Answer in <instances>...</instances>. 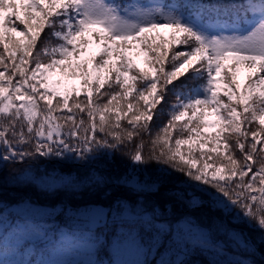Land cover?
Here are the masks:
<instances>
[{
    "label": "snow or ice",
    "instance_id": "snow-or-ice-1",
    "mask_svg": "<svg viewBox=\"0 0 264 264\" xmlns=\"http://www.w3.org/2000/svg\"><path fill=\"white\" fill-rule=\"evenodd\" d=\"M169 93L175 102L157 110ZM157 115L168 120L153 135ZM121 146L138 167L167 166L155 190L168 169L182 173L232 223L259 229L256 242L228 230L238 247L264 246V0H0V162L87 161ZM190 195L191 207L203 206ZM136 217L117 248L140 246L137 225L154 229L153 239L171 234ZM178 227L199 230L191 220Z\"/></svg>",
    "mask_w": 264,
    "mask_h": 264
},
{
    "label": "trees",
    "instance_id": "trees-1",
    "mask_svg": "<svg viewBox=\"0 0 264 264\" xmlns=\"http://www.w3.org/2000/svg\"><path fill=\"white\" fill-rule=\"evenodd\" d=\"M174 0H171L173 3ZM196 3L197 0H190ZM203 3L213 2V0H201ZM47 31V30H46ZM44 34H42L43 38ZM55 44L57 41H51ZM184 78L182 77L181 80ZM180 84V80L174 82ZM171 87V86H169ZM175 102V96L171 93L166 97L165 101L159 106L166 113L170 104ZM167 115L154 116L151 125L152 134L158 130L159 126L166 123ZM145 154L148 151V145L151 137L144 135ZM139 143V140H136ZM135 147V144L132 145ZM33 166L42 168L43 170H57L66 174L85 172L88 174L90 169H97L99 174H103L111 182L104 184L92 183L90 188L84 190L72 189H57L53 192L41 190L34 184L21 185L12 183L10 180L15 175L23 172L25 167ZM167 167L166 165H158L155 161L150 162L144 167H138L130 160L129 149L121 146L119 151H109L106 155L99 154L96 158L71 162H63L60 160H47L39 157L36 161L25 162H8L5 167L0 169V200L12 198V202L31 199L32 201L43 205H59L65 204L70 207H82L88 205H101L111 207L117 200L125 201L132 206L138 204L147 207V210L154 216L155 224L159 227L165 224L171 226L183 217L189 216L198 222L202 227L217 231L219 227L227 225L232 229H238L256 242L260 236L259 229L254 225L232 223V217L223 214L216 210L210 199L197 191L196 182L190 181L188 177L182 173L168 169L171 173L170 177L159 186V190H155L152 186V181L157 175V169ZM15 170V171H14ZM211 171V170H210ZM134 173L139 180L144 183L147 188L144 190L135 189L129 185L120 183L126 174ZM207 187V186H201ZM210 191H214L209 189ZM191 191L200 198L207 200L200 207L190 208L188 205L191 199ZM5 203V202H3ZM11 203V202H8ZM165 216V217H164ZM131 223L113 224L107 228H101L100 233L105 235V247L107 254L110 257L115 245L121 241V237L129 231ZM60 229L54 221H34L23 218L11 212H6L0 207V264H48L49 257L56 247L58 234ZM172 233V232H171ZM135 234L138 237L137 243L140 245L144 253L143 264H159L162 261L165 251L168 249L172 234L164 236H156L155 230L147 227L141 228L139 225L135 228ZM139 237L143 238L141 242ZM162 238V239H161ZM218 239L225 238L219 234ZM131 244L128 242H121ZM120 243V244H121ZM230 247V246H229ZM197 249V248H195ZM230 261H236V256H239L245 261H255V264H264V246H259L252 249L248 254L241 255L232 248L225 249ZM210 252H213L209 249ZM251 253V254H250ZM215 254V253H214ZM108 257V258H109ZM200 260L198 264H224L220 259L211 258L209 255L195 256ZM103 259V258H102ZM110 259V258H109ZM160 260V262H159ZM188 264H196L192 260H187Z\"/></svg>",
    "mask_w": 264,
    "mask_h": 264
},
{
    "label": "rangeland",
    "instance_id": "rangeland-1",
    "mask_svg": "<svg viewBox=\"0 0 264 264\" xmlns=\"http://www.w3.org/2000/svg\"><path fill=\"white\" fill-rule=\"evenodd\" d=\"M135 2H141V0H135ZM95 50V45H92L89 52ZM137 62L141 63V66H143L142 58ZM240 78L243 81V72ZM70 83L75 84L77 87L80 85L79 80L70 81ZM159 106L160 105L157 106V110H159ZM210 119H214V117ZM6 164L7 163L0 162V165H2L0 169L5 167ZM29 167L30 171L26 176H21L20 180L17 181L15 179V177L19 175L17 174L10 182L21 185L34 184L46 192H53L57 189L84 190L90 188L92 183H94L91 179L93 177L101 179L99 184L111 182V179L102 173L99 174L100 172L94 169V167L93 170L90 169L88 174L86 171L66 174L57 170H43L40 167ZM29 167H25V169ZM132 176H135L136 179L130 184L126 183L125 181L131 180ZM120 183L129 185L135 189L144 190L147 188L134 173H131V176L123 177ZM191 193L194 192L191 191ZM12 201V198H6L4 201L0 200V207L2 206L3 210L6 212H11L30 220L44 222L54 221L59 227L61 232L58 234V240L55 244L56 247L49 257L48 264H88L90 259L100 260L102 264H115L116 261H123L125 264H135V262H141V264H143V250L140 246L137 247L134 244L121 243L118 248L117 245H115L109 257L104 242L105 231L104 233H100L103 227L107 228L113 224L121 225L126 222L131 223L137 218V213L149 219L154 218L147 210V207L141 204L132 206L125 201L117 200L111 207L101 205L70 207L65 204H38L31 199L17 201L15 203ZM205 201L207 200H204L200 196L197 203L203 204ZM189 207L192 208L190 205ZM93 208L101 210L105 215L103 217L90 216L88 210ZM187 220H191L192 227L194 229L198 228L199 230H183L178 227ZM162 226L166 229L169 228L165 224H162ZM231 229L232 228L227 225L220 226L218 230L219 234H222L225 238L218 239L217 237L219 234H216L217 231L202 227L189 216H183L179 222L171 226L172 238L169 242L168 249L163 255L162 261L185 259L192 260L194 263L198 264L200 260L195 256L202 254L204 256L209 255L213 259L217 257V259L221 260V263L223 262L226 264L225 261H230L231 257L228 256L225 249L232 248L241 255L245 253L248 254V251H244L242 248L238 247L235 240L230 238L231 233L228 230ZM164 235L163 233L160 234V236ZM209 249L213 252H210ZM247 257L251 256L248 254ZM239 260L242 259L236 256V261Z\"/></svg>",
    "mask_w": 264,
    "mask_h": 264
}]
</instances>
